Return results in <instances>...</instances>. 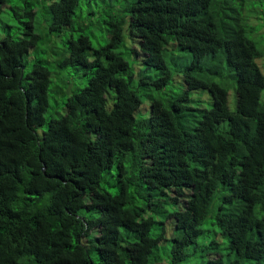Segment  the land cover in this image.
Returning a JSON list of instances; mask_svg holds the SVG:
<instances>
[{
    "label": "trees",
    "instance_id": "trees-1",
    "mask_svg": "<svg viewBox=\"0 0 264 264\" xmlns=\"http://www.w3.org/2000/svg\"><path fill=\"white\" fill-rule=\"evenodd\" d=\"M44 1L0 0V264H264V10L244 12L262 0L50 1V34L85 6L109 35L94 47L79 28L58 50L92 74L54 86L50 117L52 70L30 62ZM174 49L192 56L180 91Z\"/></svg>",
    "mask_w": 264,
    "mask_h": 264
},
{
    "label": "rangeland",
    "instance_id": "rangeland-1",
    "mask_svg": "<svg viewBox=\"0 0 264 264\" xmlns=\"http://www.w3.org/2000/svg\"><path fill=\"white\" fill-rule=\"evenodd\" d=\"M52 0H46L44 3H40L41 10L38 13V15L35 18V29L36 32L40 33L45 37L44 41H41L38 43L35 49H33V54L30 58V62H33V57L37 56L39 59L44 60L47 62V66L52 70V77H53V84L50 89V108L47 112V116L50 117L52 115L58 116L59 113L57 110L64 111V105L62 104V101H64L65 96L57 95L53 88L57 84L62 83V79L66 80V87L65 90L68 93H72L74 91H79L81 88H83L87 83L91 72L87 73L84 70L76 69L75 67H69L65 69H61L57 66V61L59 60L58 50L64 47V44L67 43V40L70 37H77L79 34V28L82 29L83 32L88 33L91 37V41L94 47H98L100 45H103L107 43V39L109 37L108 31L106 29V24L101 21L103 18L99 17V15H92L89 14L87 8L85 6H81L77 14L75 16L74 20V28H68L65 29L60 34H50L49 33V22H50V15L48 11L43 9V6L48 4ZM262 4V5H261ZM264 0L262 1H254L252 3H248L245 9V13H249L251 16V19H253V25L255 26V23L258 22V13L262 12L264 10ZM7 15H4V18H6ZM253 38L256 39L257 44L261 48L264 47V35H257L253 36ZM122 50H126L125 47L122 48ZM173 52H169L167 55V60L171 62V64L179 65V72H175L174 75V83H171L168 85V88L174 89L177 91L184 90L185 87L182 83H179L176 81V79L181 80L182 75V69L184 66L188 65L192 61V56L190 52L186 51H180L178 49L172 50ZM126 58L130 61L135 71L138 73L140 71L141 67H144L145 64H141L140 60H137L134 56V54H126ZM258 63L261 66L262 70H264V56L258 59ZM150 71V70H149ZM148 71V72H149ZM58 72H61L62 74H58ZM264 72V71H263ZM232 89L230 91L229 95V105L231 109L236 108V92ZM143 94V91L140 92ZM191 97L194 100H200V101H194L193 104L198 105L200 107H210L212 104V98L210 94L207 91L204 90H194L190 92ZM142 98L144 100V103L142 104L143 109L148 107V104L150 101L148 98L142 95ZM207 99H210L208 101ZM58 100V102H57ZM61 102V107L59 106ZM181 199H185V197H182ZM210 228V232L208 233V241L213 238H220V235H216V231H219V229L211 224L208 225ZM168 236H172V224L169 222V231ZM213 250H209V252L206 254L205 258L209 259L211 257L215 256V253H211ZM193 262H201L199 258L194 259ZM163 264H166L165 262ZM206 264V263H204Z\"/></svg>",
    "mask_w": 264,
    "mask_h": 264
},
{
    "label": "clouds",
    "instance_id": "clouds-1",
    "mask_svg": "<svg viewBox=\"0 0 264 264\" xmlns=\"http://www.w3.org/2000/svg\"><path fill=\"white\" fill-rule=\"evenodd\" d=\"M260 59V58H259ZM262 71H264V70H262Z\"/></svg>",
    "mask_w": 264,
    "mask_h": 264
}]
</instances>
